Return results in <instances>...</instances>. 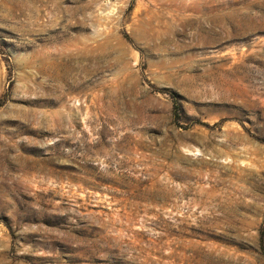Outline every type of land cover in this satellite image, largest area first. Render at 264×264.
Instances as JSON below:
<instances>
[{"label": "rangeland", "instance_id": "374dc122", "mask_svg": "<svg viewBox=\"0 0 264 264\" xmlns=\"http://www.w3.org/2000/svg\"><path fill=\"white\" fill-rule=\"evenodd\" d=\"M0 264H264V0H0Z\"/></svg>", "mask_w": 264, "mask_h": 264}]
</instances>
